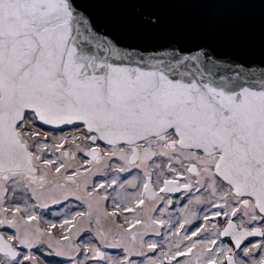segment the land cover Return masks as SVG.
<instances>
[{
  "label": "snow or ice",
  "instance_id": "snow-or-ice-1",
  "mask_svg": "<svg viewBox=\"0 0 264 264\" xmlns=\"http://www.w3.org/2000/svg\"><path fill=\"white\" fill-rule=\"evenodd\" d=\"M45 252L264 264V0H0V264Z\"/></svg>",
  "mask_w": 264,
  "mask_h": 264
},
{
  "label": "water",
  "instance_id": "water-1",
  "mask_svg": "<svg viewBox=\"0 0 264 264\" xmlns=\"http://www.w3.org/2000/svg\"><path fill=\"white\" fill-rule=\"evenodd\" d=\"M228 10L224 9H205V8H190V9H178L177 13L180 15H191V16H205L209 12L226 13Z\"/></svg>",
  "mask_w": 264,
  "mask_h": 264
},
{
  "label": "flooded vegetation",
  "instance_id": "flooded-vegetation-1",
  "mask_svg": "<svg viewBox=\"0 0 264 264\" xmlns=\"http://www.w3.org/2000/svg\"><path fill=\"white\" fill-rule=\"evenodd\" d=\"M176 195H179V194H176ZM53 207L55 208V207H58V206H53ZM173 211H175V210L173 209ZM53 257H54L53 262L52 261H50V262L48 261L49 264H61V262L65 259L63 257H57L55 255H53Z\"/></svg>",
  "mask_w": 264,
  "mask_h": 264
},
{
  "label": "rangeland",
  "instance_id": "rangeland-1",
  "mask_svg": "<svg viewBox=\"0 0 264 264\" xmlns=\"http://www.w3.org/2000/svg\"><path fill=\"white\" fill-rule=\"evenodd\" d=\"M48 218H50V219H54L55 217H52V216L49 215ZM113 251H115V250H113ZM38 255H40V253H38ZM45 259H46L47 261H49V262H50V261L53 262L54 257H53V255H52V256H47V254H46V252H45V254H44L43 256H41V261L43 262Z\"/></svg>",
  "mask_w": 264,
  "mask_h": 264
}]
</instances>
